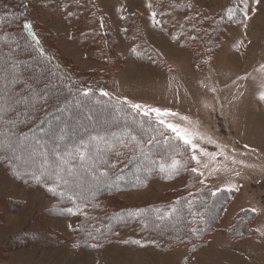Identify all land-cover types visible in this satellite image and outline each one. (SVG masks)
Here are the masks:
<instances>
[{"label": "rangeland", "instance_id": "1", "mask_svg": "<svg viewBox=\"0 0 264 264\" xmlns=\"http://www.w3.org/2000/svg\"><path fill=\"white\" fill-rule=\"evenodd\" d=\"M94 1L108 24L100 22L88 0L84 1L88 12L80 4L74 6L77 0L21 3L25 18L40 39L53 46L58 57L77 72L96 70L106 74L105 90L119 100L127 98L132 103L171 109L178 115L165 119L198 130L214 141L196 140L200 148L209 153L222 150L227 156L225 159L224 155H217L213 160L197 151L201 160L198 165L191 160L193 152L189 147L187 162L175 168L171 167L173 158L156 163L151 177L141 187L108 196V205L168 213L183 189L203 186L208 188L206 199L210 192L221 191L217 198L223 204L219 208L217 199L210 203L209 212L214 211L215 215L207 236L201 240L181 235L174 241L169 233L160 239L156 232H142L143 240L137 227L131 230L147 219L141 211L125 218L127 229L114 234L116 240L84 247L85 240L77 243L72 234L76 219L58 215L53 199L45 191L9 177L0 163V264H264V101L259 100V93L264 91V71H258L264 65V0L259 5L246 0L250 17L247 20L242 0ZM229 9L234 10L231 20ZM126 30H140V39L158 51L157 55L150 61L134 58L131 52L135 45L128 42ZM140 39L137 37L136 45L143 43ZM86 43L89 46H84ZM241 76L247 79H238ZM87 106L81 102L67 105L58 117L47 120L42 133L28 135L24 140L54 142L55 151L68 146L65 139L81 138L91 143V153L102 162L96 154L115 139L108 128L120 122L123 114L107 107L100 113L99 108ZM76 110H81L88 123L83 130L100 124L104 137L96 138L86 132L74 135L72 126L80 121L75 118L52 126L53 121L71 116L68 113ZM147 117L157 122L154 114ZM126 132L129 133L119 132V140L123 137L126 151L132 149L130 152L134 153L137 146ZM103 139L107 142L102 146ZM28 150L29 157L34 159L32 148ZM141 162L149 165L146 160ZM205 164L208 166L204 167ZM194 167L197 172L191 171ZM80 171L84 173L81 180L90 178L85 176L84 169ZM71 183L83 184L78 178ZM241 218L244 220L238 224ZM180 219L177 216L169 225L175 226ZM112 227L113 223L107 224V228ZM33 229L37 230L34 241L15 242L21 232L31 234L29 230ZM179 229L190 235L194 231L186 223Z\"/></svg>", "mask_w": 264, "mask_h": 264}, {"label": "trees", "instance_id": "2", "mask_svg": "<svg viewBox=\"0 0 264 264\" xmlns=\"http://www.w3.org/2000/svg\"><path fill=\"white\" fill-rule=\"evenodd\" d=\"M84 1L87 0H77L73 4L75 7L77 4L82 5L84 11L88 12L90 10H85ZM89 2L93 5L91 9L97 12L96 17H99L100 22L103 24L105 21L108 24L107 18L95 1L88 0V5ZM23 6L21 0H0V67L11 66L13 63L17 65L19 79L14 86V92L17 98L28 97L27 100L15 106V111L9 110L6 116L7 121L15 122V127L7 123L0 125V129L4 131L10 129V134H14L12 140L16 142L15 152L0 146V163L9 177L15 178L27 187L45 191L46 195L53 199L58 215L76 219L77 224L73 228L72 234L77 243L80 239H84V247H87L89 244L96 246L103 242L116 240L114 234L127 229L128 221L125 218L133 213L139 214L142 209L110 207L106 198L119 191L141 187L151 177L153 172L151 169L155 164L164 162L166 158L175 156L176 160L184 164L190 156L189 146L184 145L179 138L172 136L166 126L149 119L137 110H133L122 100L112 95H102L101 90L107 92L105 90L106 74L96 70L79 73L70 64L59 58L54 47L43 42L33 29L31 22L25 18L27 14L22 9ZM67 13L68 11L65 14ZM125 20L129 22L126 17ZM26 23L31 25L30 29L25 28ZM100 26L102 25L100 24ZM139 33L140 30H126L128 42L135 45L131 55L140 61H150L152 60L150 58L157 55L158 51L140 39ZM99 36L103 39L102 35L99 34ZM137 37L143 43L136 45L139 42ZM86 44L84 46H89L88 43ZM79 102L99 108L100 113L101 109L104 110L107 107L123 114L120 122L108 128L112 129L111 132L115 139L107 149L102 152L103 147H101L100 154H96L102 162L98 161L99 159L94 153H91V143L83 141L81 138L80 140L65 139L64 143L68 146L58 147L55 151L52 150L54 142H41L38 139L27 142L24 140L28 135L42 133L41 131L49 118L58 117L62 111L66 110L67 105ZM80 111L69 112L68 115L71 116L64 115V119L53 121L52 126H56L55 124L60 121L69 123L74 121L70 118H75L80 121L72 126L74 135L78 134L79 136L86 132L96 138L104 137V129H101L98 122L96 123L99 126L83 130V127L88 123L85 122L84 115ZM101 124L103 125V123ZM123 130L136 137L135 140L131 138V141L137 146L134 147L136 152H130L132 149L126 151L125 143H120L123 137L121 136L122 138L119 140V132ZM63 131L67 132V129H63ZM63 131L60 134L64 133ZM50 134L53 133L50 132ZM80 137L83 136L80 135ZM103 140L102 146L107 142L106 139ZM149 140L152 143H148ZM161 147H165V150L161 151ZM29 148H32V153L36 156L34 159L29 157V153H31ZM80 153L84 154V159L80 158ZM18 156L19 159L16 158ZM144 160L148 161L149 165L141 162ZM137 167H140V170L135 169ZM59 168L65 169L60 174L64 180L68 181L67 184L63 180L55 179V173ZM68 168L73 169L72 175L67 173L66 169ZM81 169L85 170V176L90 177L89 179L81 180L84 176ZM35 176H41L40 182L36 181ZM77 178L83 184H70L71 180ZM115 179L118 181L114 182ZM93 181L99 183L95 184ZM50 188L55 189V192L49 191ZM207 190L208 188L204 186L193 190L183 189L182 196L171 203L168 213L156 214L149 208H143V216L147 219L142 224L134 225L131 230L137 227L140 234L156 232L160 239L169 233L174 241L182 238L181 235L185 239H204L212 226L211 220L215 215L214 211L209 212L210 203L217 199L219 208L220 204H223L221 199L217 198L221 191L210 192L206 199ZM69 209L72 211L69 212ZM148 211L152 213L155 221H152ZM36 216L33 217V220H36ZM177 216L181 218L179 223L171 227L169 221H175ZM243 220L244 218H241L238 224ZM108 223H113L114 227L107 228ZM185 223L193 226L194 231L191 235L179 229L180 225ZM29 231L32 233L21 232L15 237V242L34 241L37 230ZM145 233L141 235L143 240H145ZM91 235H93V239L90 238ZM56 241L59 242V240Z\"/></svg>", "mask_w": 264, "mask_h": 264}, {"label": "snow or ice", "instance_id": "3", "mask_svg": "<svg viewBox=\"0 0 264 264\" xmlns=\"http://www.w3.org/2000/svg\"><path fill=\"white\" fill-rule=\"evenodd\" d=\"M244 3L245 11H244V19H249V13L247 11V2L246 0H242ZM261 0H253V3L256 5H259ZM151 7V5H149ZM229 19L231 20L234 15V10L229 9ZM153 18H155L156 13L153 12ZM156 23H159V21H156ZM247 25H245V28ZM25 28L30 29L31 25L30 24H25ZM34 35V34H33ZM258 71H264V65H261ZM19 79V76L17 74V65L13 63L11 66H6V67H0V125L7 123L10 124L12 127H15V122L14 121H7L6 116L9 112V110L15 111V106L22 103L23 101L27 100L28 97L26 96H21L17 98V95L14 92V86L16 85L17 80ZM238 79L244 80L247 79V76H241L238 77ZM212 91H215V89H211ZM102 95L104 96H109L110 94L107 92H104L101 90ZM259 100L264 101V91H261L259 93ZM124 103H127L130 105V107L133 110H137L143 113L144 116H150L152 114L155 115V118L159 124L165 125L168 129L171 130V132L175 133L176 137H178L180 140L183 141L184 145L189 146L192 149V156L191 160L196 161V163L199 165L201 163L200 158L196 155V152L199 151L202 155L204 156H209L211 159L215 160L217 155H224L225 159H227L226 154L221 150L219 153H209L207 150L202 149L199 147V145L195 142L196 140H205L207 139V142L209 143H214V141L211 140V138H206L203 134H201L198 130L195 129H189L187 127H183L181 125L175 124V123H170L166 117L169 116H177L178 113L173 112L171 109H162L160 107H151L146 104H140V103H132L131 101H128L127 98L123 101ZM183 120H188L187 117H182ZM126 135H130V133H125ZM12 135L10 134V129L9 131H4L3 129H0V146L5 147L6 150L15 152L16 150V142L12 140ZM132 140H135L136 137L132 136ZM153 139H155L153 137ZM81 143H84L81 141ZM120 143L124 144V140L121 139ZM148 143H152L151 140L148 141ZM247 147V145H245ZM80 158L84 159V154L80 153ZM19 159L20 157H16ZM233 163H236L235 159L232 161ZM180 162L173 157L172 160V166L173 168L176 167ZM240 163H243V161H240ZM208 165L205 164L204 167H207ZM163 168L164 166L161 165ZM65 171V169L59 168L56 173H55V179L57 181L63 180L65 184L68 183L67 180H64L63 176H61V172ZM67 173L69 175L73 174V169L68 168L66 169ZM191 171L197 172V168H192ZM43 175V174H42ZM203 175V173H201ZM239 175V173H237ZM35 179L37 182H40L41 176H35ZM49 191L55 192V189L50 188ZM60 195L62 196L63 193L61 192ZM69 212L72 210L69 209ZM255 211V209H253Z\"/></svg>", "mask_w": 264, "mask_h": 264}, {"label": "crops", "instance_id": "4", "mask_svg": "<svg viewBox=\"0 0 264 264\" xmlns=\"http://www.w3.org/2000/svg\"><path fill=\"white\" fill-rule=\"evenodd\" d=\"M98 2H99V1H98ZM99 3H100V2H99ZM101 6H102V5H101ZM102 8H103V7H102ZM127 11H128V10H127ZM124 12H125V11H123V12L120 14V16H121L122 14H124ZM120 16H119V17H120Z\"/></svg>", "mask_w": 264, "mask_h": 264}]
</instances>
